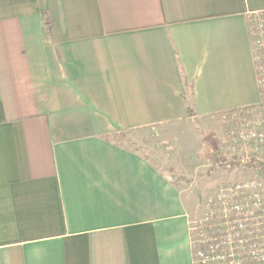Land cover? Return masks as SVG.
Returning a JSON list of instances; mask_svg holds the SVG:
<instances>
[{"label": "crops", "instance_id": "crops-1", "mask_svg": "<svg viewBox=\"0 0 264 264\" xmlns=\"http://www.w3.org/2000/svg\"><path fill=\"white\" fill-rule=\"evenodd\" d=\"M262 12L0 0V264H197L183 192L113 137L259 105L249 23Z\"/></svg>", "mask_w": 264, "mask_h": 264}, {"label": "rangeland", "instance_id": "rangeland-1", "mask_svg": "<svg viewBox=\"0 0 264 264\" xmlns=\"http://www.w3.org/2000/svg\"><path fill=\"white\" fill-rule=\"evenodd\" d=\"M263 106L262 97L259 105L247 110L218 114L206 120L191 119L163 131L151 133L146 130L142 132L143 143L131 140L129 133L113 138L134 148L139 146L141 150H147L153 154L151 156L157 165L167 170L183 192L189 207L191 228L196 235L207 224L213 223L211 213L214 200L233 186L255 182L264 192V177L260 171L247 165V159L251 157L264 162V149L255 153L250 145L239 140L240 133L247 128L249 121H254L255 127L264 131ZM216 152L227 160L238 158L245 163L235 168L212 169ZM237 217L242 219L240 215ZM224 220L228 221L229 216L224 217ZM230 225L227 223L225 226ZM193 242L195 248L198 241L193 238ZM207 257L209 254L203 258L197 256L198 264L200 258L205 261L204 264H211ZM234 257L241 258V255L236 254Z\"/></svg>", "mask_w": 264, "mask_h": 264}, {"label": "built area", "instance_id": "built-area-1", "mask_svg": "<svg viewBox=\"0 0 264 264\" xmlns=\"http://www.w3.org/2000/svg\"><path fill=\"white\" fill-rule=\"evenodd\" d=\"M249 27L259 76V86L264 99V12L253 14ZM255 124L254 121H249L246 125L247 128L240 133L239 140L250 145L252 150L257 153L264 149V131L256 128ZM251 159L255 158L247 159V164ZM238 161L240 165L245 163L241 159H238ZM259 162L263 164L264 168V162ZM252 168L260 171L256 166ZM261 175L264 177L263 174ZM212 205H220V210L222 209L218 214L214 209L211 213L213 223L215 222L220 229L218 235H228V237L225 240L219 238L212 242L207 260L212 264H241L246 261H263L264 192H261L257 184L249 182L233 186L229 191L219 195ZM239 215L242 216V219L237 217ZM226 216H229L228 221L224 220ZM227 223L231 225L225 226ZM201 233L207 235L204 232V227L198 234L202 235ZM233 235L240 237L237 241V247H234L231 242L234 239ZM243 235H248V237ZM220 244L224 245L221 246ZM236 254L241 255V258H235L234 255Z\"/></svg>", "mask_w": 264, "mask_h": 264}, {"label": "trees", "instance_id": "trees-1", "mask_svg": "<svg viewBox=\"0 0 264 264\" xmlns=\"http://www.w3.org/2000/svg\"><path fill=\"white\" fill-rule=\"evenodd\" d=\"M234 112L235 111H231V112H228V114H231V113H234ZM187 114L191 118L193 116H195V114H194V112H193V110L191 109L190 106L188 107ZM247 165L250 166V167H253V166L255 167L256 166L257 168L260 169L261 174L264 175V168H263V164L261 162L256 161L255 159H251ZM212 166H213L212 169H215V168H235V167H239L241 165H240V162L238 161L237 158H233L231 160H227V159L223 158L221 155H219L218 152H216L215 158H214V162H213ZM213 209L217 210L218 212H220L222 210V209L220 210V205L219 206L213 205ZM204 230H205V233L207 235H203L204 233H201L202 235H199L198 233L195 235L192 232V241H193V238L196 241H198V243H197L195 248H194V245H193V255H194V259H195L197 264H198L197 256L201 257V256H205V254L206 255L209 254L210 253L211 244H212V242L214 240H217L219 238L225 240L226 237H228V235H218L220 229H219L218 225L215 222L207 224L205 226ZM233 236H234V239H232L231 242L233 243L234 247H237L238 246L237 245V241L240 239V237H238L237 235H233ZM243 236L248 237V235H243ZM196 237H198V239H196ZM200 259L201 260H200L199 264H204L203 259L202 258H200Z\"/></svg>", "mask_w": 264, "mask_h": 264}]
</instances>
